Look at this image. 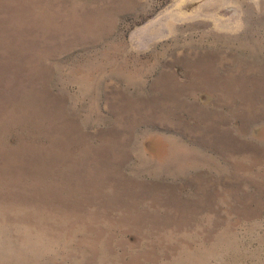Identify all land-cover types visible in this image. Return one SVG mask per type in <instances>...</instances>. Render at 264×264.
<instances>
[{"label": "rangeland", "instance_id": "1", "mask_svg": "<svg viewBox=\"0 0 264 264\" xmlns=\"http://www.w3.org/2000/svg\"><path fill=\"white\" fill-rule=\"evenodd\" d=\"M0 264H264V0H0Z\"/></svg>", "mask_w": 264, "mask_h": 264}]
</instances>
